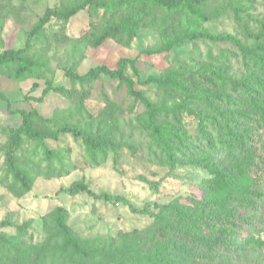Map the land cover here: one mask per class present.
Segmentation results:
<instances>
[{
  "label": "trees",
  "instance_id": "16d2710c",
  "mask_svg": "<svg viewBox=\"0 0 264 264\" xmlns=\"http://www.w3.org/2000/svg\"><path fill=\"white\" fill-rule=\"evenodd\" d=\"M206 2L66 0L61 6L47 9L29 32L24 48L0 52V70H11L17 80L34 77L42 70L28 52L43 36L46 25L54 20L67 22L88 10L96 18L102 12V23L95 27L89 40L95 48L109 39L129 45L143 28H150L162 41L156 53H169L199 39L232 42L254 67L253 72L241 76L213 63L167 68L162 75L144 81L140 79L138 57L120 59L115 69L99 65L84 75L69 70L67 76L81 84L94 83L101 76L119 81L124 94L141 106L143 128L160 150L165 165L173 169L186 159L194 166L206 168L211 176L200 184L202 199L156 204V211L150 204L141 210L131 206L133 213L150 216L153 222L116 238H81L68 223L67 208L57 206L44 216L48 230L45 241L20 250L15 241L27 234L31 221L17 225L5 219L0 222V264L9 262L7 254L13 255L15 264H264L262 242L251 233L247 235V231L255 229L264 210V44L249 46L236 36L204 31L202 26L211 19L204 9ZM260 23L262 28L257 34L247 31L251 38L264 39V22ZM128 67L137 80L128 75ZM138 83L155 85L158 99L152 100L139 90ZM36 87L35 84L33 89ZM51 90L69 98L73 95L65 86L49 83L43 96L36 100L43 101ZM0 99L7 103L9 112L16 113L11 100L1 91ZM133 109L130 106V112ZM118 111H126V106L114 100L97 116L89 114V118L109 122ZM19 113L23 122L12 133L6 152L14 183L20 185L18 197L34 187L33 178L17 160L23 137L40 145L50 160L57 157V152L48 142L57 143L62 136L71 135L86 147L93 166L105 163L108 152L127 146L116 142L108 131H93L89 124L53 129L45 126L48 120L37 111ZM223 154L231 155L229 164L219 160ZM68 192L72 196L87 193L97 200L128 204L122 196L98 195L83 182H74ZM5 227H15L16 236H6L2 231Z\"/></svg>",
  "mask_w": 264,
  "mask_h": 264
},
{
  "label": "rangeland",
  "instance_id": "374dc122",
  "mask_svg": "<svg viewBox=\"0 0 264 264\" xmlns=\"http://www.w3.org/2000/svg\"><path fill=\"white\" fill-rule=\"evenodd\" d=\"M65 1L0 0V52L24 48L29 32L47 9L61 6ZM204 9L211 16L210 21L202 26L204 31L216 35L230 34L249 46L264 44V39L251 38L247 33L249 30L257 34L262 28L264 0H207ZM101 15L102 12L96 18L85 10L67 22L54 20L46 25L43 36L28 52L42 70L34 77L17 80L11 70H0V91L8 96L11 108L16 112H9L7 103L0 99V222L10 219L20 225L31 221L27 234L15 241L20 250L45 241L48 230L44 216L57 206L67 208L68 223L81 238H116L144 229L153 222L150 216L133 213L132 207L141 210L150 204L156 211V204L176 199L184 203L191 198L202 199L204 192L200 184L211 176L206 168L194 166L186 159L180 160L173 169L165 165L160 150L143 128L139 115L141 106L124 94L119 81L101 76L94 83L81 84L67 76L69 70L84 75L93 67L106 65L115 69L120 59L137 57L143 81L150 76L162 75L167 68L207 63L225 68L236 76L248 75L254 70L232 42L215 43L199 39L169 53H156L162 41L150 28H143L129 45L109 39L95 48L89 40L95 27L102 23ZM147 51L152 54H146ZM127 73L136 79L131 67ZM49 83L70 89L72 97L51 90L43 101L36 100L43 96ZM35 84L37 87L33 89ZM137 87L152 100L158 99L155 85L138 83ZM114 100L126 106V111H118L109 122H101L99 117L89 118V114L97 116L100 109ZM130 106H134L133 112H130ZM20 111H37L48 120L47 128L65 125L85 127L89 124L93 131H108L116 142L127 146L108 152L105 163L93 166L89 163L86 147L71 135L62 136L57 143L48 142L50 148L57 152V157L50 160L40 145L23 137L17 160L33 178L34 187L30 193L18 197L16 192L20 185L14 183L6 152L12 133L23 122ZM230 156L223 154L218 158L229 164ZM74 182L87 184L98 195L122 196L128 204L97 200L87 193L72 196L68 189ZM2 231L8 237L17 234L15 227H5ZM250 233L262 242L264 253V210L255 229L247 231V235ZM7 257V264H15L12 254H7Z\"/></svg>",
  "mask_w": 264,
  "mask_h": 264
}]
</instances>
